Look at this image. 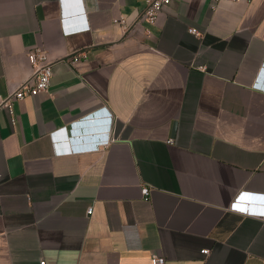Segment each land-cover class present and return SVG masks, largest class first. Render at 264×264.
<instances>
[{"label": "crops", "instance_id": "obj_1", "mask_svg": "<svg viewBox=\"0 0 264 264\" xmlns=\"http://www.w3.org/2000/svg\"><path fill=\"white\" fill-rule=\"evenodd\" d=\"M144 5L0 0V94L27 51L53 66L0 112V264H264V219L230 209L264 194V0Z\"/></svg>", "mask_w": 264, "mask_h": 264}, {"label": "built area", "instance_id": "obj_2", "mask_svg": "<svg viewBox=\"0 0 264 264\" xmlns=\"http://www.w3.org/2000/svg\"><path fill=\"white\" fill-rule=\"evenodd\" d=\"M174 0H145L144 9L142 12V19L148 26L156 25L160 13L163 8L167 6L170 2ZM116 22H120L124 29L127 30L126 21L123 16L115 20ZM148 33H151L149 28L146 29ZM189 31L193 34L200 35L201 32L197 30V28H189ZM27 58L31 64V76L22 81L17 86H9V90L7 94H0V112L2 110H7L11 115L12 124L15 123L14 114V103L15 101L22 100L27 96H35L39 93L48 91L51 78L53 76V66L52 63L48 61L47 51L42 47L38 46L33 50H29L26 52ZM77 58V57H76ZM32 80V82H31ZM1 117V116H0ZM54 145L58 147V143L55 141ZM56 153L59 154H71L74 152L73 148L69 147L65 150L56 149ZM150 193V189L147 186H143L141 190V194L143 197H147ZM250 194H255L251 192L242 191L240 194L236 196L233 202L230 205V209L235 212H239L241 214L247 216H255L264 219V194L260 195L256 199H252ZM245 196L246 199L241 200V197ZM260 203V204H259ZM92 207L88 208V213H92ZM240 209H244L243 211ZM202 254L208 256L211 253L210 248H203L201 250ZM165 258L163 256H159L156 254L152 255V264H164ZM41 264H46V261H41Z\"/></svg>", "mask_w": 264, "mask_h": 264}, {"label": "water", "instance_id": "obj_3", "mask_svg": "<svg viewBox=\"0 0 264 264\" xmlns=\"http://www.w3.org/2000/svg\"><path fill=\"white\" fill-rule=\"evenodd\" d=\"M66 1H67L68 5H70L73 9H77V7L75 6L77 0H66ZM259 196L260 195H258V194H250V197L252 199H256Z\"/></svg>", "mask_w": 264, "mask_h": 264}, {"label": "snow or ice", "instance_id": "obj_4", "mask_svg": "<svg viewBox=\"0 0 264 264\" xmlns=\"http://www.w3.org/2000/svg\"><path fill=\"white\" fill-rule=\"evenodd\" d=\"M244 199H246V197H245V196H242V197H241V200H244ZM240 210L243 211L244 209H240ZM262 214H264V213H262Z\"/></svg>", "mask_w": 264, "mask_h": 264}]
</instances>
